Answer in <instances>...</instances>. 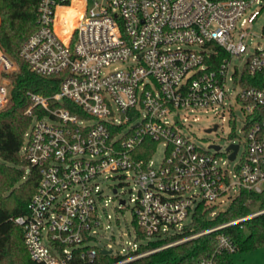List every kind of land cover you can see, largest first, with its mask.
Here are the masks:
<instances>
[{
  "label": "built area",
  "instance_id": "1",
  "mask_svg": "<svg viewBox=\"0 0 264 264\" xmlns=\"http://www.w3.org/2000/svg\"><path fill=\"white\" fill-rule=\"evenodd\" d=\"M79 1L81 13L64 22L62 37L58 8L73 0H37V28L19 49L30 72L61 76L53 94L25 93L30 124L20 155L39 182L28 214L14 223L30 258L73 264L90 263L99 251L111 256L101 239L112 223L120 229L117 214L127 200L117 187L100 183L116 175L133 182L135 194L128 196L131 221L122 225L128 247L111 264L212 233L216 247L198 264H219L220 255L239 251L227 229H242L264 208L248 200L247 215L183 234L197 211H209L213 219L223 212L221 204L230 200L229 207L242 191H264V47L248 53L243 29L259 12L242 19L260 0ZM234 58L241 63L232 65ZM16 70L0 47V110L11 99L9 76ZM231 101L243 118L239 135L231 132L224 150H202L184 135L183 123L197 121L199 112L219 109L223 121L226 110L234 124Z\"/></svg>",
  "mask_w": 264,
  "mask_h": 264
},
{
  "label": "trees",
  "instance_id": "2",
  "mask_svg": "<svg viewBox=\"0 0 264 264\" xmlns=\"http://www.w3.org/2000/svg\"><path fill=\"white\" fill-rule=\"evenodd\" d=\"M80 11L79 5H70L59 16L57 31L62 37L67 34V30L63 29L66 26L64 22L71 16L79 15ZM36 28L37 0H0V47L17 68L9 76L13 84L11 99L0 110V264H42L30 258L23 243L22 228L14 223L17 217L28 214L30 200L39 182L37 171L29 168L20 155L23 136L30 124V119L24 115L29 106L25 93L50 95L58 90L61 81V76L46 78L30 72L19 57L21 44ZM262 33L264 35V27ZM248 200L263 209L264 191L261 194L242 191L225 211L213 219L208 218L209 211H197L183 235L247 215L251 210L245 205ZM227 233L237 244L238 252L248 253L264 248V214L246 221L242 229L238 226L228 228ZM176 238L148 242L142 248L153 249ZM215 247V234L212 233L125 264H198L202 258L211 255ZM118 259L99 251L92 262L77 259L73 264H111ZM218 260L219 264H234L232 255L222 254Z\"/></svg>",
  "mask_w": 264,
  "mask_h": 264
},
{
  "label": "rangeland",
  "instance_id": "3",
  "mask_svg": "<svg viewBox=\"0 0 264 264\" xmlns=\"http://www.w3.org/2000/svg\"><path fill=\"white\" fill-rule=\"evenodd\" d=\"M254 11L259 12L256 19L252 23H246L243 26V29H246L247 34L244 41L248 47V53H252L257 47H264V35L262 33V29L264 27L263 0H260L257 3H253L251 7L246 10L244 15L242 16V19L247 20L249 15ZM240 63L241 61L238 58H234L232 60V65H239ZM116 66L117 65H113L108 70H112ZM230 104L232 106V114L237 119L234 124L229 122L230 117L228 111L226 110L223 111V121L220 118V115L222 113L219 109L208 111L206 113L199 112L195 115V117H197L198 119L197 121L190 120L187 123H183L185 126L183 129L184 135L202 150H206L210 145L219 146L222 150H224L230 141L229 134L235 131V133L239 135L243 118L239 106L234 104L232 101ZM225 108H227V104ZM213 125H218L219 129L216 132H206V130ZM242 150L243 146L240 153L242 152ZM236 163L237 161L229 162V169L232 170ZM100 185L103 188H107V186L117 187L118 191L123 193L121 197L127 200V204L123 208L122 214H117V217L119 218L121 223L120 229H116L114 223H112L113 239L110 240V234L112 233H110V231H107L105 233L106 237H103L101 239V245H110L112 249L111 256L116 257L121 250H126V248L128 247V242L130 241L128 237L122 235L121 233H124L122 226L124 223L123 219L126 221V223L129 224L132 218L133 205L129 203L128 196L130 193L135 194L134 183L130 180H122L115 175L114 178H109L102 181ZM108 194L110 195L111 193L108 192ZM229 203L230 200H226L225 203L219 206V210H226ZM251 208L256 209L254 205H252ZM108 212L109 214L113 215L111 208L108 209ZM232 261L234 264H264V248H259L248 253L237 252L236 254L232 255Z\"/></svg>",
  "mask_w": 264,
  "mask_h": 264
},
{
  "label": "bare ground",
  "instance_id": "4",
  "mask_svg": "<svg viewBox=\"0 0 264 264\" xmlns=\"http://www.w3.org/2000/svg\"><path fill=\"white\" fill-rule=\"evenodd\" d=\"M71 5H74V7H75L76 5H79V6L81 7V5H80V1H79V0H73V2H72ZM65 9H66V8H58V12H57V15H58V18H57V24H58L59 16L64 12Z\"/></svg>",
  "mask_w": 264,
  "mask_h": 264
},
{
  "label": "water",
  "instance_id": "5",
  "mask_svg": "<svg viewBox=\"0 0 264 264\" xmlns=\"http://www.w3.org/2000/svg\"><path fill=\"white\" fill-rule=\"evenodd\" d=\"M216 129V126L212 129V130H215ZM211 129H209V130H207V132H211L212 131ZM230 147H232L233 149H234V151L237 149V146H230ZM215 148H218L217 146H215ZM234 157V154H232L231 156H230V158L232 159ZM103 253L104 254H108L109 252L107 251H103Z\"/></svg>",
  "mask_w": 264,
  "mask_h": 264
}]
</instances>
